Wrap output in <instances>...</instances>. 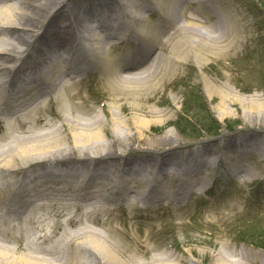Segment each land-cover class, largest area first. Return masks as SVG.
I'll list each match as a JSON object with an SVG mask.
<instances>
[{"label": "bare ground", "instance_id": "bare-ground-1", "mask_svg": "<svg viewBox=\"0 0 264 264\" xmlns=\"http://www.w3.org/2000/svg\"><path fill=\"white\" fill-rule=\"evenodd\" d=\"M212 1L0 0V264H201L149 255L143 243L119 253L118 232L103 218L112 203L151 207L159 194L182 205L210 180L202 166H222L230 180L238 175L264 184V169L249 182L244 164L254 151L245 145L262 143L253 128L223 146L202 141L193 150L164 133L157 143L173 142L166 149L130 153L131 140L140 141L151 120L171 116L151 105L168 79L183 66L201 69L208 57L236 50L239 23ZM114 10L121 21L112 17ZM115 45L129 48L110 58ZM89 74H99L103 88L113 92L106 120L95 112L91 118L93 109L79 91ZM91 90L84 82L83 92ZM226 92L216 91L222 115ZM46 96L61 110L49 111L52 121L42 115ZM129 111L152 119L136 113L123 120ZM248 111H264V103H251ZM210 264H264V256L232 253L223 244Z\"/></svg>", "mask_w": 264, "mask_h": 264}, {"label": "rangeland", "instance_id": "rangeland-1", "mask_svg": "<svg viewBox=\"0 0 264 264\" xmlns=\"http://www.w3.org/2000/svg\"><path fill=\"white\" fill-rule=\"evenodd\" d=\"M213 7L217 12L237 19L239 28L236 36L239 42L236 50L226 58L208 57L201 69L183 66L175 77L168 79L161 95H157L151 105H155L158 111L168 110L171 116L165 117V121L160 118L161 121L156 122L153 116L154 120H151L150 127L140 141L131 140L130 153L134 156L135 148L148 151L154 148L152 151L157 152L166 149L173 142H165L161 146L157 143L162 141L164 133H170L171 137L181 141V146L188 145L193 150L202 141L221 142L223 146L225 140L235 141L242 133L253 128L252 134H256L257 141L262 143L255 147L251 139L250 145L244 147L247 151L254 150L244 161L251 173L252 178L248 179L251 182L264 169V111H248L251 103H264V0H213ZM115 12L112 11V17H116ZM116 18L121 21L119 16ZM114 51L119 53L121 49L110 48L107 52L110 58L115 54ZM224 87L227 89L228 102L222 115L219 111L220 97L216 91ZM209 91L213 93L211 99L208 97ZM112 93L108 88H103L100 80L95 90L92 89L89 95H82L87 100L86 104L93 109L91 118L95 112L106 120L110 98L114 97L110 96ZM98 103L105 104L102 114ZM119 104L116 102L115 105ZM50 110L53 114L61 110L59 106L53 110L45 102L42 115L52 121ZM136 113L152 119L143 111ZM136 113H121V117L123 120L132 118ZM128 125L124 130L132 134L133 129H129ZM224 155L220 154L221 159H225ZM199 170L212 174L209 168L203 166ZM215 174L221 179L213 184L214 188L210 192L221 201L218 212L206 209L204 204L196 201V196H193L196 200L192 197L196 205V210H192L194 214L182 218L170 217L169 210L164 209L153 213L140 212L135 207L116 210L115 216L118 218H110L109 224L118 232L114 239L120 245L115 244L119 253L122 249H133V243H143L147 248H141L148 250L152 256L173 254L177 259L183 257L186 261L193 259L202 261L201 264H210L212 254L227 244L232 253L243 251L253 258L264 256V203L259 204L263 199L254 186L256 182L249 185L241 181L238 175L230 180V176H225L227 173L222 166ZM260 174L264 175V172ZM248 185L252 188L251 198L244 191ZM261 186L264 188V184ZM213 207L217 208L216 205ZM131 254L135 255V252ZM138 255L139 260H146L140 252Z\"/></svg>", "mask_w": 264, "mask_h": 264}]
</instances>
